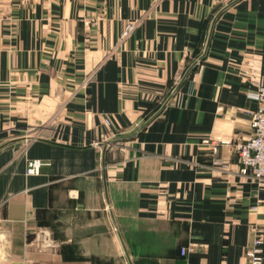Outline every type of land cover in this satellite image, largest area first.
<instances>
[{
    "label": "crops",
    "instance_id": "1",
    "mask_svg": "<svg viewBox=\"0 0 264 264\" xmlns=\"http://www.w3.org/2000/svg\"><path fill=\"white\" fill-rule=\"evenodd\" d=\"M254 80L264 0H0V264H264Z\"/></svg>",
    "mask_w": 264,
    "mask_h": 264
},
{
    "label": "built area",
    "instance_id": "2",
    "mask_svg": "<svg viewBox=\"0 0 264 264\" xmlns=\"http://www.w3.org/2000/svg\"><path fill=\"white\" fill-rule=\"evenodd\" d=\"M134 25L127 23L121 33V37L127 36ZM254 91L250 96L256 102L255 108L251 111L250 125L252 132L243 141L234 145L239 162V170L242 174L252 178L258 186H264V84L258 80L253 81ZM223 144H229L228 140L220 141ZM213 143V142H211ZM41 162L32 160L28 162L27 172H37ZM263 240L260 236L252 239L246 250V264H261L263 260ZM184 253V248L181 249Z\"/></svg>",
    "mask_w": 264,
    "mask_h": 264
}]
</instances>
